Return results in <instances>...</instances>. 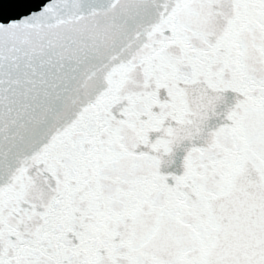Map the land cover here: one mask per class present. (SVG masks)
I'll list each match as a JSON object with an SVG mask.
<instances>
[{
	"label": "snow or ice",
	"instance_id": "6c2138e0",
	"mask_svg": "<svg viewBox=\"0 0 264 264\" xmlns=\"http://www.w3.org/2000/svg\"><path fill=\"white\" fill-rule=\"evenodd\" d=\"M0 264H264V0L6 2Z\"/></svg>",
	"mask_w": 264,
	"mask_h": 264
}]
</instances>
